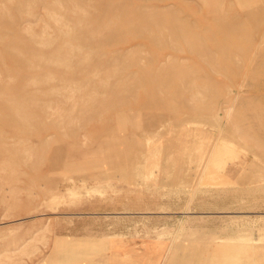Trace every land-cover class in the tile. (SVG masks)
I'll return each mask as SVG.
<instances>
[{
	"label": "rangeland",
	"instance_id": "1",
	"mask_svg": "<svg viewBox=\"0 0 264 264\" xmlns=\"http://www.w3.org/2000/svg\"><path fill=\"white\" fill-rule=\"evenodd\" d=\"M30 1L32 4L29 3ZM33 1L34 6H32ZM33 1L19 0L22 13L14 17L6 16L9 24L14 22L12 27L14 30L9 27L4 32L6 37L3 40L7 46L5 51L0 53V142L2 143H0V264H46L51 252L64 247L62 243L67 238L122 235L121 233L126 235L131 233L132 238L137 237L140 242L144 240L169 242L171 256L173 253L177 254L178 247L182 245L185 253L184 261L192 260L193 264H199L200 258H203L199 253L201 247L206 252L203 251L202 254L206 258L222 260L229 257L214 253L209 255L208 248L223 244L238 247L254 246L255 252L264 255V147L255 140L264 141V0H91L90 3L89 0H82L80 4H78L80 0L79 2L60 0L61 4L59 0H44L45 3L43 0ZM86 2L90 4L89 7ZM8 3L6 2L8 9L16 5L15 0H10ZM67 3L69 5L66 6ZM74 8L88 9L90 14L86 12L87 10L79 13L78 10H72ZM113 8L115 9L112 10ZM137 9H141V17L138 16L140 13L136 14L139 12ZM94 10L99 11V14L96 12L94 14ZM144 12L151 18L149 16L148 19L145 18ZM64 13L71 19L82 15L84 17L80 18L81 22L87 21L89 25L87 22L82 24L80 22L81 28H78L79 25H72L70 19L69 22L66 21L69 17L65 16V20L61 16ZM77 13L79 16L76 15ZM153 13H158L159 16L153 19L155 17L151 16ZM97 17L100 20H94ZM163 18L166 21L179 19L178 23L188 28L191 32L190 40H187L188 44L183 39L175 41L176 43L179 41V45L171 43L166 29H163L162 34L159 33L158 38L157 35L151 36L152 32L148 31L149 35L147 34L148 29L145 27L149 25L154 27L156 21L160 19L162 22ZM107 21L110 23L107 24ZM72 22L74 24L76 21L72 20ZM93 22L102 25L103 29L96 26L97 24H92ZM130 28L131 34H128ZM103 30L107 31L106 36L109 30L114 31H111L105 39ZM84 32L91 42L93 36L98 35V38L95 37L92 43L88 42ZM123 32L124 34L121 35ZM25 35L29 36L31 40L28 36L27 39L30 42L26 41ZM41 36L46 39L42 40ZM110 36L116 40L115 43L110 42L112 40ZM149 36L150 40L153 37L151 42ZM84 38L87 44L86 41L83 43ZM154 38L158 43L153 42ZM193 39L196 42L189 44ZM98 40L101 43L99 45L96 44ZM103 40L108 41V44ZM15 43L16 46H13ZM157 44L159 47L156 46ZM31 48H36L38 53L35 50L32 53ZM64 57L69 62L67 67L61 63L44 64L49 60L53 63L63 60ZM82 57L86 58V61L81 60ZM111 59L116 60L114 62L117 64L115 65ZM78 60L82 66L81 64L77 66ZM87 65L91 66L90 69L86 68ZM111 66L114 68L113 71ZM108 67L110 70L107 69ZM87 70L90 74L86 75ZM79 72L84 75L80 74L82 77H79ZM172 72L175 73L174 76L176 72L178 74L172 78ZM108 74L113 81L111 78L105 79ZM75 75L79 78L78 82ZM93 75L98 77L94 76V78ZM85 77H89L88 81ZM99 77L100 81H98ZM57 78V82L60 80L59 84L64 83L62 87L66 82L65 88H61L62 92L59 84H56ZM101 78L108 83L102 82ZM67 79L73 83L77 82V85L75 83L70 85L71 82L66 81ZM153 79L154 84L149 82ZM89 80H94V84ZM134 82H137V85ZM145 83L146 85L143 86ZM87 84L92 87H88ZM105 84L115 85L116 88L108 85V89ZM70 86L72 89L69 88ZM77 86H83L87 91L84 92L85 90L80 87L78 92H82L79 94L73 90V87L79 89ZM139 86L141 89L137 88ZM95 87L96 89H93ZM121 87H126L127 90L125 88L121 90ZM66 88L73 90V99L70 98L71 91L68 94L69 90ZM104 89L112 91L108 92ZM153 89L157 92L154 93ZM175 89L176 91H173ZM177 89L178 93L182 89V95L177 94ZM91 91L96 98L100 97L98 102L100 100L106 102L101 101V105L97 103ZM196 91L204 94L200 95ZM62 96L69 97L66 99L68 103L63 102L65 99ZM77 96L79 102H76ZM86 97L89 99L87 100ZM36 99L38 102L35 101ZM46 101L50 106L40 108ZM20 104L23 105L19 106ZM32 104L36 106L34 108L36 110L31 107ZM88 105L93 108L87 110L86 108H90ZM167 105L172 109L182 108L183 105L199 109L197 114L189 116L183 111L168 113L164 108ZM22 106L25 107L26 114ZM18 107H22L20 109L22 113H19ZM94 107L99 110L102 108V112L95 109L98 115L93 110ZM227 107H230V118L227 121L230 133L223 142L217 144L218 149L222 148L219 157L201 165V160H196L201 152L199 147L202 144V134H193L191 131L198 129L210 134L205 152L208 151L209 154V151H215L213 145L220 135L218 128L226 123L223 117ZM13 112L20 115L19 117L24 116L23 121L18 120L19 117H17L18 121H15L16 119L12 117ZM28 112L30 119L27 116ZM92 112H95L94 120L91 116ZM75 113L77 115L74 117ZM83 114H86V117ZM217 114L222 116V120H218ZM31 115L32 118L35 117L32 120ZM121 117L127 122L123 127L118 126ZM56 118L61 124L56 122ZM168 118H171L170 130L158 135L146 134L148 127L153 126L154 130L157 129L158 124H164L166 127ZM46 120L48 122L53 120L52 125L55 126L56 122L59 126L53 128ZM77 120L81 121L79 124L82 126L85 124L83 128L79 126ZM28 121L32 123L29 124ZM68 121L70 123L65 124ZM179 121H190L192 124L181 127L177 126ZM36 126L41 127V130ZM69 128L73 130L68 132ZM72 132L73 135L70 136ZM120 139L125 140L127 144H121ZM135 140L142 143L139 151L137 150L136 160L104 158L107 146L111 143L118 151L117 154L121 155V153H129L127 145L130 142L134 143ZM187 140L193 143H183ZM162 143H165L161 152L163 160H158L160 152L155 151L154 148ZM46 145L48 146L45 147ZM58 147L62 149L60 159L51 163L50 158ZM30 148L33 150L31 151ZM221 151L225 153L222 154ZM253 153L258 154V157L253 158ZM181 155L185 156L182 163ZM245 157L247 163L244 164ZM25 159L28 160L27 164L22 162ZM220 162L223 164L220 165ZM81 169L85 171L82 172ZM250 173H254L256 177L252 181L247 178ZM227 174L230 175L229 182H227ZM14 177L17 179L14 180ZM167 205L185 207L184 229L181 223L179 230L177 229V219L171 221L169 228L155 229L158 223L155 220L144 222L131 220L129 215L115 218L105 214L150 211ZM156 264H164V261ZM174 264H185V262Z\"/></svg>",
	"mask_w": 264,
	"mask_h": 264
},
{
	"label": "bare ground",
	"instance_id": "2",
	"mask_svg": "<svg viewBox=\"0 0 264 264\" xmlns=\"http://www.w3.org/2000/svg\"><path fill=\"white\" fill-rule=\"evenodd\" d=\"M10 0H0V53H3L4 51H5V49H6V46H7V44L5 43V41L3 40V38L4 37H6V36H4V32L6 31V30H8L7 28H9V29H13L14 30V28H12V27H14V25H13V23L12 24H9L8 23V16L7 15H9V16H19V14L20 13H22L21 12V2L19 3V0H15L16 1V5L14 6V7H12V8H7L6 7V2L8 3ZM27 1V0H26ZM33 1V0H32ZM40 1V0H39ZM44 1V0H43ZM43 1H41V2H43ZM58 1V0H57ZM56 1V2H57ZM60 1V0H59ZM64 1H66V0H64ZM68 1V0H67ZM75 1V0H74ZM78 1V0H77ZM82 0H80V2L78 3V4H80V3H82L81 2ZM85 1V0H84ZM88 1V0H87ZM200 1V0H199ZM213 1V0H212ZM13 2V1H12ZM23 2H24V0H23ZM36 2V1H35ZM69 2V1H68ZM70 2H73V1H71L70 0ZM89 3L91 2V0H89L88 1ZM88 2H86V3H88ZM204 2V1H203ZM215 2V1H214ZM220 2V1H219ZM29 3H31V1L29 2ZM44 3H45V1H44ZM54 3H55V1H54ZM88 3V7L90 6V4ZM212 3V2H211ZM9 4V3H8ZM32 4V3H31ZM34 1H33V5L32 6H34ZM59 4H61V1L59 2ZM62 4H64L65 5V3L64 2H62ZM76 4H77V2H76ZM77 4V5H78ZM213 4H215V3H213ZM10 5V4H9ZM24 5H25V3H24ZM24 5H23V8H24V10H25V7H24ZM49 5V4H48ZM67 5H69L68 3L66 4V6ZM73 3H72V7H73ZM77 5H75V6H77ZM87 5V4H86ZM92 5V4H91ZM221 5V4H220ZM93 6V5H92ZM103 6V5H102ZM215 6V5H214ZM214 6H211V7H214ZM65 7V6H64ZM80 7V6H79ZM84 7V6H83ZM100 7V6H99ZM145 7V6H144ZM144 7H142V9H144ZM210 7V8H211ZM217 7V6H216ZM22 8V9H23ZM68 7H66V9H67ZM81 8V7H80ZM79 8V9H80ZM86 8V7H85ZM93 8H95V6L93 7ZM141 8V7H140ZM209 8V7H208ZM29 9H31V8H29ZM115 8H113L112 10H114ZM219 8H217V10H218ZM48 10V9H47ZM70 10V9H69ZM69 10H67V11H69ZM72 10H78V8L76 9V8H74V9H72ZM82 10H85L84 8H82V9H80V10H78L79 11V13H81V11ZM87 10V11H86ZM85 11L86 12H88L89 14H90V12H89V10L88 9H86ZM93 10V9H92ZM97 10V9H96ZM98 10H100V9H98ZM110 10V9H109ZM216 9H215V11H217ZM59 11V10H58ZM139 11V12H138ZM219 11H220V9H219ZM218 11V12H219ZM24 12V11H23ZM26 12V11H25ZM50 12V11H49ZM75 12V11H74ZM94 12V14H95V12L97 13V14H99L97 11H93ZM102 12H103V9H102ZM123 12V11H122ZM137 12L138 13H136V14H139L138 16H140L141 14H142V11H141V9L139 10V9H137ZM146 12H147V10H146ZM151 12H153L152 10H151ZM210 12V11H209ZM217 12V13H218ZM27 13V12H26ZM25 13V14H26ZM70 13H71V11H70ZM79 13H77L76 15H78ZM149 12H147V14H148ZM214 13V12H213ZM217 13H214V14H217ZM74 14V13H73ZM82 14H83V12H82ZM87 14V13H86ZM91 14H93V13H91ZM114 14V13H113ZM144 14H145V12H144ZM143 14V15H144ZM147 14H145L146 15V17L145 18H147L149 15H147ZM158 14V13H157ZM157 14H151V16L153 17V16H155L153 19H156V17L157 16H159V15H157ZM67 15V14H66ZM65 15V13L63 14V15H61V16H63L64 18H65V20H66V17H69V16H66ZM72 15V14H71ZM7 16V17H6ZM66 16V17H65ZM74 16H75V14H74ZM79 16V15H78ZM81 17H77L76 19H71L70 17L69 18H67L68 20H66L67 22H69V19L71 20L70 22L72 23V25H75V24H78L79 25V27H78V25H77V27L78 28H81V24L84 22H81V20H80V18H83L84 16H82V15H80ZM88 16V15H87ZM86 15H85V17H87ZM141 17V16H140ZM7 18V19H6ZM113 18H114V16H113ZM149 18H151L150 16H149ZM158 18H160V17H158ZM13 19V18H12ZM17 19V18H16ZM86 19H90V18H86ZM85 19V20H86ZM97 19V20H96ZM148 19V18H147ZM147 19H144V20H147ZM160 19H162V18H160ZM160 19L159 20H157L156 22V24L155 25H153L154 27H152L151 25H149V26H147V27H145V28H147L148 30H146L147 31V34H148V31L149 32H152V35L151 36H155V35H157V38L159 37L158 35H159V33H163V29H166L167 31H168V36H169V38L171 39V43H174V45H175V41H177L178 39H183V40H186V43L188 44V41L187 40H190V33L191 32H189V30H188V28H186V27H184V25H182L181 23H178V20L179 19H177V21H166V20H164V18H163V20H162V22L160 21ZM11 20V19H10ZM72 20H75L76 22H74V24H73V22H72ZM94 20H96V21H98V20H100L98 17L97 18H95ZM93 20V21H94ZM135 21H137V20H135ZM148 21V20H147ZM80 22H81V24H80ZM85 22H87V21H85ZM84 22V23H85ZM101 22V21H100ZM108 22L109 21H107V24H108ZM146 22V21H145ZM70 23V24H71ZM89 22H87V24H88ZM103 25H104V23L103 22H101ZM110 23V22H109ZM148 23H149V21H148ZM147 23V24H148ZM24 24V23H23ZM92 24H97V22L96 23H92ZM149 24H151V23H149ZM7 25H9L8 27H7ZM89 25V24H88ZM88 25H84V26H88ZM91 25V24H90ZM22 26V25H21ZM68 26V25H67ZM96 26H98V27H100V28H102V25H96ZM76 27V26H75ZM141 27V26H140ZM144 27V26H143ZM61 28H63V27H61ZM70 28V27H69ZM94 28H96L95 26H94ZM100 28L98 29V31L100 30ZM105 28V27H104ZM136 28H138V27H136ZM144 28V29H145ZM42 29H43V27H42ZM84 29H85V27H84ZM103 29V28H102ZM12 30V31H13ZM21 30V29H20ZM28 30H30V29H28ZM45 30V29H44ZM58 30V29H57ZM61 30V29H60ZM59 30V31H60ZM139 30V29H138ZM138 30H137V32H138ZM143 30V29H142ZM16 31H18L17 29H16ZM63 31V30H62ZM72 30H70V32H71ZM86 31V30H85ZM87 31H88V28H87ZM86 31V32H87ZM94 31V30H93ZM97 31V32H98ZM104 31V30H103ZM110 32L109 33H111V31H114V30H109ZM117 31H119V30H117ZM133 31V30H132ZM141 31V30H140ZM139 31V32H140ZM158 31V32H157ZM9 32V31H8ZM20 32V31H19ZM25 32V31H24ZM73 32H74V30H73ZM89 32V31H88ZM88 32H87V34H88ZM107 32V31H106ZM105 31H104V35H105V33H106ZM136 32V31H135ZM134 32V33H135ZM9 33H12V32H9ZM26 33V32H25ZM32 33V32H31ZM30 33V34H31ZM44 33V32H43ZM43 33H42V35H43ZM58 33V32H57ZM67 33L68 32H66V35H67ZM77 33V32H76ZM75 33V34H76ZM91 33V32H90ZM100 33V32H99ZM98 33V34H99ZM102 33V32H101ZM108 33V35H110ZM115 33H116V31H115ZM141 33V32H140ZM139 33V34H140ZM161 33V34H162ZM29 34V35H30ZM49 34V33H48ZM63 34H65V33H63ZM107 34V33H106ZM119 34V33H118ZM121 34V33H120ZM124 34V32L121 34V35H123ZM128 34H131V28H130V31H128ZM133 34V33H132ZM138 34V33H137ZM145 34V33H144ZM143 34V35H144ZM33 35V34H32ZM31 35V36H32ZM47 35V34H46ZM61 35V34H60ZM86 35V33L84 32V37L86 38L87 36H85ZM101 35V34H100ZM107 35V36H108ZM121 35H120V37H121ZM135 35V34H134ZM141 35V34H140ZM149 35V34H148ZM10 36H12V35H10ZM26 36V35H25ZM24 36V37H25ZM28 36V35H27ZM27 36L25 37L26 38V41L28 40L27 39ZM77 36V35H76ZM81 36V35H80ZM83 36V35H82ZM98 36V35H97ZM97 36H95V37H97ZM106 35H105V39H106V37H107ZM34 37V36H33ZM94 36L92 37L93 38V40H92V42L94 41V38H95ZM138 37H140V36H138ZM153 37H152V39H153ZM14 38V37H13ZM16 38V37H15ZM28 38H29V36H28ZM41 38H42V36H41ZM43 38L44 39H46L44 36H43ZM43 38H42V40H43ZM83 38V37H82ZM85 38H84V40H83V43H84V41H88V42H91L90 41V38H86V40H85ZM98 38V37H97ZM102 38H104V36L102 37ZM101 38V39H102ZM110 38L112 39V37L110 36ZM122 38V37H121ZM142 38V37H141ZM17 39V38H16ZM30 39V38H29ZM51 40L53 39V38H50ZM50 39H48V40H50ZM116 39V38H115ZM151 39V40H152ZM31 40V39H30ZM50 40V41H51ZM97 40V39H96ZM99 40H100V38H99ZM99 40H98V43H96V44H101L100 42H102V40H100V42H99ZM108 40V39H107ZM118 40H120L119 38H118ZM149 40H150V36H149ZM151 40H150V42H151ZM161 40V39H160ZM182 40V41H183ZM13 41V40H12ZM12 41H11V43H12ZM34 41H35V39H34ZM87 41H86V44H87ZM104 42L106 41V40H103ZM114 41H116V40H114V39H112V40H110V42H113V43H115ZM123 42H124V39L122 40ZM157 41V40H156ZM156 41H155V38H154V40H153V42H155V44H156ZM198 41V40H197ZM17 42H19L18 40H17ZM16 42V43H17ZM28 42H30L29 40H28ZM32 42V41H31ZM40 42V41H39ZM91 42V43H92ZM107 42V44H108V41H106ZM118 42V41H117ZM196 42V40L195 39H193V42L192 43H189V44H194ZM16 43H15V45H13V46H16ZM34 44H35V42H33ZM43 43H45V41H43ZM42 43V44H43ZM51 43V42H50ZM157 43H158V41H157ZM262 43V42H261ZM6 44V45H5ZM18 44V43H17ZM19 44H21V42L19 43ZM30 44V43H29ZM32 44V43H31ZM52 44V43H51ZM54 44V43H53ZM90 44V43H89ZM106 44V43H105ZM119 44V43H118ZM154 44V45H155ZM176 44H178L179 45V41H178V43H176ZM24 45V44H23ZM38 45H41V44H38ZM98 45L96 46V48L98 47ZM10 46H11V44H10ZM21 46V45H20ZM33 46L34 45H32V48H33ZM45 46V45H44ZM76 46V45H75ZM156 46H158V44L156 45ZM160 46H161V43H160ZM177 46V45H176ZM181 46V45H180ZM39 47V46H38ZM40 47H42V46H40ZM58 47H59V45H58ZM68 47V46H67ZM159 47V46H158ZM162 47H163V45H162ZM26 48H29V47H26ZM25 48V49H26ZM31 48V49H32ZM43 48V47H42ZM75 48V47H74ZM86 48H88V46L86 47ZM13 49V48H12ZM24 48H22V50H23ZM30 49V48H29ZM41 49V48H40ZM33 50H35V52L36 51H38V50H36V48L35 49H32V53H34L33 52ZM81 50H83V49H81ZM84 50H85V48H84ZM24 51V50H23ZM27 51V50H26ZM44 51H45V49H44ZM94 51H96V50H94ZM75 52V51H74ZM81 52V51H80ZM90 52H93L92 50H90ZM125 52V51H124ZM127 52V51H126ZM36 53H38V52H36ZM35 53V54H36ZM43 53H46V52H43ZM86 53V52H85ZM84 54V53H83ZM89 54V53H88ZM88 54H86V55H88ZM113 54H115V53H113ZM16 55H18V54H16ZM36 55H38V54H36ZM43 55V54H42ZM64 55V54H63ZM90 55V54H89ZM101 55V54H100ZM122 55V54H121ZM123 55H124V53H123ZM65 56V55H64ZM81 56H83V55H81ZM84 56H85V54H84ZM91 56V55H90ZM116 56V55H115ZM120 56V55H119ZM42 57V56H41ZM100 57V56H99ZM112 58H113V56H111ZM68 58H70V56H68ZM82 59H84V57H82L81 58V60ZM94 59H96V58H94ZM169 59H170V57H169ZM21 60V59H20ZM24 60V59H23ZM100 60H102L101 58H100ZM112 60V62H114V61H116V60H113V59H111ZM168 60V59H167ZM49 61H52V60H49ZM45 62L44 64H59V63H61V64H64V66L65 67H67V65H69V62L67 61V58H65L64 57V59L63 60H59V61H56V62ZM79 61L80 60H78V63H77V66H78V64H81V63H79ZM84 61H86V58L84 59ZM84 61H81L82 63L84 62ZM94 61V60H93ZM26 62H27V60H26ZM74 63H76V62H74ZM91 63H92V61H91ZM108 63V62H107ZM106 63V64H107ZM115 63V62H114ZM120 63H121V61H120ZM136 63V62H135ZM117 63H115V65H116ZM89 65H91V66H93L92 64H89ZM81 66H82V64H81ZM90 66V67H91ZM99 65L97 64V67H98ZM103 66V65H102ZM101 66V67H102ZM107 66H109V64L107 65ZM35 67V66H34ZM36 67H38V66H36ZM73 67H75V66H73ZM90 67H88V65H87V67L86 68H89L90 69ZM96 67V68H97ZM96 68H92V69H96ZM111 68H113L112 66H111ZM173 68V66L171 67V69ZM174 68H176V67H174ZM88 69V70H89ZM101 69V68H100ZM107 69H109L110 70V67H108ZM106 69V70H107ZM128 69V68H127ZM126 69V70H127ZM143 69V68H142ZM80 70V69H79ZM84 71H85V68L83 69ZM82 70V71H83ZM88 70L86 71V75H87V73H89L88 72ZM105 70V71H106ZM114 70V68L112 69V71ZM125 70V71H126ZM129 70V69H128ZM175 69H173V71H174ZM81 71V72H82ZM92 71V70H91ZM90 71V72H91ZM95 71V70H94ZM94 71H93V73H94ZM103 72V73H106V72ZM112 71H110V72H112ZM141 71V70H140ZM140 71H139V76H141L140 75ZM171 71V70H170ZM73 73V72H72ZM77 73V72H76ZM99 73V72H98ZM124 73V72H123ZM131 73V72H130ZM135 73V72H134ZM80 74H82V73H80L79 72V77H82ZM90 74V73H89ZM107 74V73H106ZM105 74V75H106ZM132 74V73H131ZM173 74H175L174 72H172V78L173 77H175L178 73L176 72V75L174 76ZM82 75H84V73L82 74ZM85 75V76H86ZM129 75V74H128ZM167 75H168V73H167ZM188 75V73L186 74V76ZM190 75V74H189ZM76 76V75H75ZM77 76H78V74H77ZM76 76V80H77V82H78V80H79V78ZM94 76H97V75H93V77ZM137 75H135V77H136ZM192 76V75H191ZM45 77V76H44ZM61 77V76H60ZM72 77V76H71ZM92 77V78H93ZM98 77V76H97ZM96 77V78H97ZM108 77V78H107ZM122 77H123V74H122ZM125 77V76H124ZM151 77V76H150ZM160 77V76H159ZM7 78V77H6ZM26 78V77H25ZM73 78H74V75H73ZM86 78V77H85ZM95 78V77H94ZM93 78V79H94ZM109 78H111V77H109V74L105 77V79H109ZM142 77H140V79H141ZM24 79V78H23ZM27 79V78H26ZM51 79V78H50ZM69 79H72V78H69ZM69 79H67L66 81H70L71 82V80H69ZM83 80H84V78H82ZM87 79H89V77L88 78H86V81H88ZM105 79H103V81H102V78H101V81L102 82H107L108 83V81H104ZM112 79V78H111ZM151 79V78H150ZM149 79V80H150ZM171 79V78H170ZM95 80V79H94ZM93 80V81H94ZM98 80V79H97ZM166 80V79H165ZM58 81V78H57V80H56V84L58 83L59 84V82H60V80H59V82H57ZM73 81V80H72ZM81 81V80H80ZM93 81H91V80H89V82H93ZM98 81H100V77H99V80ZM97 81V82H98ZM112 81H113V79H112ZM117 81V80H116ZM153 81V82H152ZM170 81V80H169ZM45 82H46V80H45ZM76 82V83H77ZM88 82V83H89ZM95 82H96V80H95ZM101 82V83H102ZM110 83H111V81H109ZM129 82V81H128ZM143 82H144V80H143ZM149 82H151L152 84H154V79L153 80H151V81H149ZM156 82V81H155ZM178 82V81H177ZM68 83V82H67ZM73 82H71L70 83V85L72 84ZM75 83V82H74ZM74 83L72 84V85H74ZM75 83V85H77ZM80 83V82H79ZM87 83V82H86ZM113 84H114V82H112ZM111 83V84H112ZM135 84L137 83V82H134ZM134 83H132V85H134ZM185 83V82H184ZM189 83V82H188ZM7 84V83H6ZM27 84V83H26ZM26 84H25V86H26ZM60 84H62V82L60 83ZM60 84H59V88H60V90H61V88H65V85H66V82H65V85H64V87H62L63 86V84L61 85V87H60ZM93 84H94V82H93ZM111 84H108V85H110V87H115V85H111ZM130 84H131V82H130ZM191 84H192V82H191ZM28 85H30V84H28ZM69 85V84H68ZM85 85V84H84ZM88 85V87H92V85H90V84H87ZM87 85L85 86L86 87V89H88V87H87ZM90 85V86H89ZM95 85H98V84H96L95 83ZM106 85L107 84H105V87H106ZM108 85H107V88H108ZM118 85V84H117ZM120 85V84H119ZM137 85V84H136ZM146 85V83L145 84H143V86H145ZM156 85H157V82H156ZM179 85V84H178ZM178 85H177V88H178ZM122 86V85H121ZM142 86V87H143ZM162 86H164L163 84H162ZM169 86V85H168ZM33 87V86H32ZM58 87V86H57ZM77 87H79V89L78 88H76V89H74V87H73V90H76V92H78V90H80V87H82L83 88V86H77ZM84 87V88H85ZM98 87H100V86H98ZM104 87V86H103ZM156 87V86H155ZM189 87V86H188ZM13 88V87H12ZM58 88V89H59ZM69 88H71L72 89V87L70 86ZM83 88V89H84ZM102 88V87H101ZM116 88V87H115ZM122 89L121 90H123V88H125L126 90H127V88L126 87H121ZM138 89L140 88L141 89V87L139 86V87H137ZM157 88V87H156ZM195 88H197V87H195ZM194 88V89H195ZM55 89V88H54ZM68 88H66V90H67ZM93 89H96V87L95 88H93ZM92 89V90H93ZM109 89V88H108ZM130 89V88H129ZM132 89H135V87L133 88L132 87ZM191 89V88H190ZM27 90V89H26ZM65 90V89H64ZM69 91L67 92L68 94H69V92L71 91L70 89H68ZM73 90L70 92L71 94L73 93ZM85 90V89H84ZM83 90V91H84ZM90 90V89H89ZM105 91H108V90H106V89H104ZM112 90H114V88H112ZM111 90V91H112ZM154 90V89H153ZM167 90V89H166ZM169 90V89H168ZM196 90H198V89H196ZM55 91H57L58 92V90H55ZM87 90H85L84 92H86ZM111 91H108V92H111ZM131 91V90H130ZM164 91V90H163ZM173 91H176V89L175 90H173ZM181 91H182V89H181ZM181 91H180V93H178V89H177V94L178 95H182V93H181ZM189 91V90H188ZM187 91V92H188ZM203 91V90H202ZM212 91V90H211ZM240 91V90H239ZM35 92V91H34ZM61 92H62V90H61ZM64 92V91H63ZM76 92H74V93H76ZM80 92H82V91H79L78 93L80 94ZM91 92H93V91H91ZM155 92H157V91H155L154 90V93ZM162 92V91H161ZM197 92V91H196ZM195 92V93H196ZM199 92V94H200V91H198ZM197 92V93H198ZM207 92V91H206ZM205 92V93H206ZM213 92V91H212ZM60 93V92H59ZM103 93H105L104 91H103ZM163 93V92H162ZM168 93V92H167ZM173 93V92H172ZM184 93V92H183ZM196 93V94H197ZM203 93V92H202ZM200 94V95H203V94ZM64 94H65V92H64ZM63 94V95H64ZM67 94V95H68ZM70 94V98H72L73 97V94L71 95ZM88 94H89V91H88ZM87 94V95H88ZM91 94V93H90ZM96 94H98L99 95V93H97L96 92ZM101 94V93H100ZM113 94V93H112ZM124 94H126V93H124ZM144 94V93H143ZM213 94V93H212ZM5 95V93L3 94V96ZM36 95V94H35ZM43 95V94H42ZM56 95H57V93H56ZM75 95V94H74ZM92 95H94V92H93V94ZM91 95V96H92ZM115 95V94H114ZM116 95H118V93L116 94ZM126 95H128V94H126ZM134 95V94H133ZM133 95H131V96H133ZM137 95V94H136ZM81 96V95H80ZM84 96H86V95H84ZM95 96V95H94ZM94 96H93V100H94ZM99 96H102V95H99ZM111 96V95H110ZM109 96V97H110ZM129 96H130V94H129ZM207 96H209L208 94H207ZM36 97V96H35ZM63 97V96H62ZM87 97H89V96H87ZM86 97V98H87ZM103 97V96H102ZM111 97H113V95L111 96ZM115 97V96H114ZM156 97V96H155ZM178 97H180V96H178ZM182 97V96H181ZM45 98H46V96H45ZM44 98V99H45ZM64 98V97H63ZM69 97H67V98H64L65 100H63V102L65 101L66 102V99H68ZM77 98V99H76ZM75 99H76V102L78 101V96L76 97ZM95 98H96V96H95ZM100 98V97H99ZM99 98H96L97 99V103H100L101 101H104V103L106 102L105 100H100L99 102H98V99ZM126 98H127V96H126ZM210 98V97H209ZM47 99V98H46ZM73 99V98H72ZM89 98H87V100H88ZM90 99H91V97H90ZM116 99V98H115ZM158 99V98H157ZM196 99V98H195ZM204 99V98H203ZM202 99V100H203ZM6 99L4 98L3 99V101H5ZM18 100V99H17ZM21 100H23V99H21ZM33 100V99H32ZM51 99H49V101H50ZM86 100V99H85ZM108 100V99H107ZM2 101V100H1ZM36 102H38V99H36L35 100ZM67 101H69V100H67ZM83 101V100H82ZM90 101V100H89ZM89 101H88V103H89ZM126 101V100H125ZM148 101V100H147ZM25 102V101H24ZM32 102V101H31ZM40 102H42V99L40 100ZM39 102V103H40ZM75 102V103H76ZM79 102V101H78ZM86 102V101H85ZM113 102V101H112ZM120 102V101H119ZM124 102V101H123ZM157 102V101H156ZM204 102V101H203ZM6 103H8V101L6 102ZM6 103H5V105H6ZM21 103V102H20ZM60 103H62V101H60ZM66 103H68V102H66ZM73 103V102H72ZM82 103V102H81ZM81 103H80V105H81ZM87 103V104H88ZM92 103V102H91ZM122 103V102H121ZM130 103V102H129ZM202 103V102H201ZM50 104H51V101H50ZM56 104V103H55ZM62 104H64V103H62ZM87 104L85 105V106H87ZM96 104V103H95ZM95 104H91V105H94L95 106ZM114 104V103H113ZM117 104H118V102H117ZM120 104V103H119ZM158 104V103H157ZM161 104H163V103H161ZM21 105H23V104H20L19 106H21ZM27 105V104H26ZM35 105V104H34ZM48 105V106H47ZM73 105V104H72ZM100 105H101V103H100ZM114 105H116V104H114ZM121 105V104H120ZM124 105H126V102H125V104ZM50 105H49V103H47V101L46 102H43L42 103V105L40 106V108L41 107H49ZM56 106V105H55ZM65 106V105H64ZM67 106V105H66ZM110 106V105H109ZM23 107V110H24V106H22ZM22 107L21 108H19L18 110H19V113H22L21 111H20V109H22ZM31 107H33V109L36 107H34L33 106V104H32V106ZM30 107V108H31ZM81 107V106H80ZM88 107H90L89 105H88ZM92 107V106H91ZM91 107L90 108H86L87 110H90L91 109ZM99 107V106H98ZM105 107H107V106H105ZM119 106L117 105V108H118ZM16 108V107H15ZM26 108H28V107H26ZM82 108H83V106H82ZM93 108V107H92ZM164 108H166V111H168V113H173V112H177V111H183L184 112V114H187V115H189V116H193L196 112H198L197 110L199 109V108H197V107H188L187 105H183V107L181 108H179V109H177V108H175V109H172V107H170V105H167L166 107H164ZM64 109V108H63ZM78 109H79V107H78ZM98 110V111H100V113L102 112V108H100L101 110H99L98 108H95L94 107V111L95 112H97L98 113V111H96V110ZM108 109V108H107ZM111 109H112V107H111ZM113 109H114V107H113ZM17 110V111H18ZM22 110V111H23ZM29 110V109H28ZM34 110H36V109H34ZM45 110V109H44ZM46 110H47V108H46ZM48 110H49V108H48ZM47 110V111H48ZM62 110V109H61ZM77 110V109H76ZM106 110V109H105ZM17 111H16V113H17ZM26 111V109L24 110V113L26 114L27 112H25ZM30 111V110H29ZM39 111H40V109H39ZM42 111V110H41ZM50 111V110H49ZM71 111V110H70ZM74 112H75V110H73ZM79 111V110H78ZM108 111V110H107ZM43 112V111H42ZM41 112V113H42ZM45 112V111H44ZM61 112V111H60ZM80 112V111H79ZM88 112V111H87ZM94 112V113H95ZM16 113H14L13 112V115H12V117H14V119H16L15 121H18V120H21V121H23V119H24V116L23 117H19L18 116V114L16 115ZM47 113V112H46ZM56 113V112H55ZM62 113V112H61ZM61 113H58V115L59 114H61ZM78 113V112H77ZM77 113H75L74 114V117H75V115H77ZM85 113V112H84ZM93 112L91 113L92 115L91 116H93V115H95ZM105 113V112H104ZM202 113V112H201ZM204 113V112H203ZM36 114H38V113H36ZM43 114V113H42ZM64 114V113H63ZM63 114H62V117H64L63 116ZM87 114V113H86ZM86 114H83L84 116L86 115ZM88 114H89V112H88ZM197 114V113H196ZM29 112H28V117H29ZM82 115V116H83ZM90 115V114H89ZM98 115H99V113H98ZM98 115H96L98 118H99V116ZM205 115V114H204ZM206 115H207V113H206ZM218 115V120L220 121V120H222V116L220 115V114H217ZM4 116V115H3ZM8 116V115H7ZM16 116V117H15ZM32 116L33 115H31V120L32 119H34V118H32ZM36 116V115H35ZM47 116H48V114H47ZM220 116V117H219ZM12 117L10 118L11 120H12ZM17 117H19V119L17 120ZM39 117V116H38ZM38 117H36V118H38ZM86 117V116H85ZM88 117V116H87ZM21 118V119H20ZM26 118V117H25ZM45 118H46V116H45ZM73 118V117H72ZM78 118H79V116H78ZM92 118V117H91ZM90 117H89V119H91ZM97 118V119H98ZM229 118H230V107H227V109H226V111L224 112V117H223V119H225L226 120V123L223 125V127H221V128H218L219 129V133H220V135H218L217 136V138H216V141H215V144L213 145L214 146V149H216L215 151H209V154H208V151H206L205 152V150H206V145H207V143L209 142V138L211 137V135L210 134H207V133H203V132H201V131H198V129H197V131L195 130V131H191L193 134L194 133H201L202 134V144H200V147L199 146H197V147H199L200 149H199V151H201L200 152V154L198 155V158H197V160L196 161H199V160H201V165H203V163H205V162H207V161H212L215 157H217L219 154H220V150H222V148L220 149H218L217 148V144L219 143V142H223V140L225 139V137L227 136V134L228 133H230V127H229V125L227 124V121H229ZM29 119H30V117H29ZM47 119V118H46ZM63 119V118H62ZM83 119V118H82ZM81 119V120H82ZM89 119H88V121H89ZM99 119H101V118H99ZM98 119V120H99ZM170 119L171 118H168V120H167V124H168V126H167V124H166V127H165V125L164 124H158V126H157V129L156 130H154V129H152V127H148V128H146V131H145V128H144V131L146 132V134H152V135H158V134H162L163 133V131L164 132H166V131H168V130H170L171 128L169 127V125H170V123H171V121H170ZM38 120H40V118L38 119ZM45 120V119H44ZM64 120V119H63ZM93 120H94V116H93ZM128 120V119H127ZM24 121H26V120H24ZM53 121V120H52ZM51 121V122H52ZM55 121V120H54ZM64 121H66V120H64ZM63 121V122H64ZM87 121V120H86ZM46 122H48L47 120H46ZM50 122V121H49ZM48 122V123H49ZM50 122V125H52V123ZM56 122H61L60 120L58 121V119L56 118ZM55 122V126L57 127V123ZM77 122H78V120H77ZM79 122H81V121H79ZM79 122H78V124H79ZM27 123H29V121L27 122ZM32 123V122H31ZM31 123H29V124H31ZM35 123H38V121H35ZM42 123V122H41ZM54 123V122H53ZM68 123H70V121H68L67 123H65V124H68ZM86 123V122H85ZM87 123H89V122H87ZM126 119L124 118V117H121L120 119H119V123H118V126L119 127H123V126H125L126 125ZM39 124H40V122H39ZM43 124H45V123H43ZM59 124H61V123H59ZM73 124V123H72ZM190 124H192V122H190V121H179L178 122V125L177 126H181V127H183V126H186V125H190ZM49 125V126H50ZM63 125H64V123H63ZM63 125H61V128H62V126ZM82 126V124H79V126ZM85 125V124H84ZM83 125V126H84ZM40 126V125H39ZM39 126H36V128H39V130H41V127H39ZM53 126V125H52ZM55 126H53V128L55 127ZM59 126V125H58ZM75 126V125H74ZM79 126L76 128V130H78V128H79ZM80 126V127H81ZM83 126H82V128H83ZM222 126V125H221ZM68 128V127H67ZM72 128H74L73 127V125H72ZM70 129L69 128V130H67L68 132L70 131L71 132V130H73V129ZM57 129V128H56ZM200 129V128H199ZM202 129V128H201ZM200 129V130H201ZM74 130H75V128H74ZM36 131H38V130H36ZM59 131V130H58ZM65 131H66V129H65ZM63 132V131H62ZM205 132V131H204ZM31 132L29 131V134H30ZM69 134H71V133H69ZM52 135V134H51ZM73 135V132H72V134L70 135V136H72ZM49 136V135H48ZM193 136H196V135H193ZM51 138V137H50ZM49 138V139H50ZM2 139V138H1ZM24 140V142H25V138L23 139ZM121 140V139H120ZM147 140V139H146ZM186 140V139H185ZM213 140H214V138H213ZM258 143L257 144H259L260 146H262V147H264V141H261V140H257V139H255ZM20 142V141H19ZM23 142V141H22ZM45 142H47V141H45ZM54 142V141H53ZM55 142H56V140H55ZM121 144H123V143H125V144H127L126 142H125V140H121ZM182 142V141H181ZM190 141H184L183 143H189ZM1 143V142H0ZM44 143V142H43ZM191 144L193 143V141L192 142H190ZM2 144V143H1ZM210 144V143H209ZM19 145V144H18ZM22 145H24V144H22ZM95 145V144H94ZM164 145H165V143H162L161 145L159 144V145H156L155 146V151H157V152H160V157L159 158H157L158 160H163L162 159V157H161V152H162V149L164 148ZM48 145H46L45 147H47ZM139 146H142V143H141V141H136L135 140V142L134 143H129V145H127V147H128V151H129V153H127V154H122L121 153V155H118L117 153H118V151L117 150H115V148H114V146H113V144L111 143L109 146H107V150H106V153H104V158H113V159H115V158H122V159H128V160H136V158H137V150L139 149ZM23 147V146H22ZM44 147V148H45ZM166 147V146H165ZM196 147V148H197ZM216 147V148H215ZM250 147V146H249ZM227 148V147H226ZM28 150H29V148H27ZM31 149V148H30ZM104 149H106L105 147H104ZM11 150V149H10ZM18 150V149H17ZM22 150V149H21ZM33 149H31V151H32ZM35 150V149H34ZM42 150V149H41ZM40 150V151H41ZM61 147H58L56 150H55V152H54V154L52 155V157L50 158V161H51V163H55L56 161H58L60 158V153H61ZM170 150V149H169ZM213 150V149H212ZM12 151V150H11ZM19 151V150H18ZM25 152H28V151H26V150H24ZM139 151V150H138ZM224 151V150H223ZM15 152V151H14ZM21 152V151H20ZM34 152V151H33ZM42 152V151H41ZM168 152V151H167ZM222 152V151H221ZM10 153V152H9ZM13 153V152H12ZM22 154H23V152H21ZM20 153V154H21ZM63 153V152H62ZM223 153H225V152H222V154ZM17 154V153H16ZM26 154V153H25ZM168 154V153H167ZM171 154V153H170ZM169 154V155H170ZM235 154V153H234ZM233 154V155H234ZM214 155V156H213ZM10 156H11V154H10ZM18 157H19V155H17ZM30 156V155H29ZM28 156V157H29ZM36 156H38V155H36ZM252 156H253V158H257L258 157V154H256V153H253L252 154ZM13 157V156H12ZM12 157H10V158H12ZM31 157V156H30ZM32 157H35V156H32ZM167 157V156H166ZM219 157V156H218ZM222 157V156H221ZM232 157H234V156H231V158ZM15 158V157H14ZM26 158V157H25ZM36 158V157H35ZM184 158H185V156L184 155H181L180 156V161H181V163L183 162V160H184ZM223 158H225L224 157V155H223ZM20 159H21V157H20ZM26 159H28V158H26ZM26 159H25V161H26ZM30 159V158H29ZM38 159H40V157L38 158ZM237 159V158H236ZM16 160V159H15ZM216 160V159H215ZM214 160V161H215ZM222 160V159H221ZM18 161H21V160H18ZM25 161H22L23 162V164H27V161L25 162ZM174 161V160H173ZM172 161V162H173ZM179 161V160H178ZM179 161V162H180ZM230 161V160H229ZM168 162V161H167ZM172 162H169V163H172ZM233 162V161H232ZM244 164L245 163H247V157H245L244 158ZM160 163V162H159ZM225 163V162H224ZM15 164V163H14ZM13 164V165H14ZM214 164H216V163H214ZM221 164H223V163H221L220 162V165ZM7 165V164H6ZM9 165V164H8ZM37 165V164H36ZM211 165V164H210ZM225 165H226V163H225ZM224 165V166H225ZM16 166H18V164L16 165ZM75 167L77 166V165H74ZM4 168H6V166L4 167ZM197 168V167H196ZM224 168V167H223ZM223 170V169H222ZM8 171V170H7ZM11 171V170H10ZM80 171H85V170H83V169H81ZM11 172H13V170L11 171ZM4 173V172H3ZM10 173V172H9ZM79 173V172H78ZM85 173V172H84ZM10 175V174H9ZM11 175H12V173H11ZM10 177H13V176H10ZM83 177V176H82ZM86 177V176H85ZM15 178L16 177H14V180H15ZM247 178H248V180H250V181H252L253 179H255L256 177H255V174L254 173H250V175H247ZM17 179V178H16ZM241 180H243V179H241ZM230 181V175L229 174H227V182H229ZM67 191H68V189H67ZM206 250H207V248H206ZM199 253H200V255H201V257H203V258H200V262H199V264H264V255L263 254H261L260 252H255L256 251V248L254 247V246H244V247H238V246H231V245H226V244H223V245H216V247L214 248H208V252H209V255L210 254H212V253H214V254H221V255H223V256H229V257H226V258H224V259H222V260H217V259H214V260H212L210 257H208V258H206L205 256H203L202 254H203V251L204 250H202V247L199 249ZM205 252V251H204ZM206 253V252H205ZM190 260H188V259H186L184 262H185V264H193L192 263V260H191V262H189ZM172 264H174V263H172Z\"/></svg>",
	"mask_w": 264,
	"mask_h": 264
},
{
	"label": "crops",
	"instance_id": "3",
	"mask_svg": "<svg viewBox=\"0 0 264 264\" xmlns=\"http://www.w3.org/2000/svg\"><path fill=\"white\" fill-rule=\"evenodd\" d=\"M160 208V209H159ZM150 211L138 210L130 212L105 213L108 217H128L132 220L158 221L155 229L169 228L172 220L177 219V229L182 224L184 229L185 207L180 205H167ZM113 214V215H112ZM174 222V221H173ZM71 237L63 241L64 247L54 249L48 257L46 264H156L164 261L184 262V246L178 247V252L171 256L170 243L161 241H138L132 234ZM164 241V240H163ZM181 247V253H180Z\"/></svg>",
	"mask_w": 264,
	"mask_h": 264
}]
</instances>
